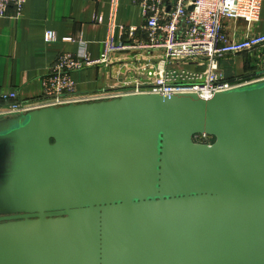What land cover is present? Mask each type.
<instances>
[{
    "label": "water",
    "instance_id": "95a60500",
    "mask_svg": "<svg viewBox=\"0 0 264 264\" xmlns=\"http://www.w3.org/2000/svg\"><path fill=\"white\" fill-rule=\"evenodd\" d=\"M0 264H264V78L0 116Z\"/></svg>",
    "mask_w": 264,
    "mask_h": 264
},
{
    "label": "built area",
    "instance_id": "2783aa9c",
    "mask_svg": "<svg viewBox=\"0 0 264 264\" xmlns=\"http://www.w3.org/2000/svg\"><path fill=\"white\" fill-rule=\"evenodd\" d=\"M26 0H0V17L19 14ZM264 0H135L142 23L120 26L110 23L105 50L99 58L86 52L60 54L42 77L40 97L24 99L18 89L0 92V116H13L49 105H62L120 97L125 94L196 93L209 99L264 78V34L234 39L227 20L260 19ZM98 20H101L99 17ZM45 39L57 41L47 30ZM259 54L260 70L254 74L226 75L220 58L228 55ZM110 67L116 80L108 88L86 95L78 91L74 72L93 67ZM117 66L128 67L123 73ZM212 136L200 134L196 141L212 143Z\"/></svg>",
    "mask_w": 264,
    "mask_h": 264
},
{
    "label": "crops",
    "instance_id": "0c3cea01",
    "mask_svg": "<svg viewBox=\"0 0 264 264\" xmlns=\"http://www.w3.org/2000/svg\"><path fill=\"white\" fill-rule=\"evenodd\" d=\"M9 14L0 17V92L16 88L24 99L41 96V79L60 54L86 52L91 58H99L110 23L117 28L142 23L141 8L135 0H26L19 14ZM226 29L238 40L249 34H264V1L258 22L227 20ZM47 30L55 31L58 40L46 41ZM258 51L264 55V48ZM258 55L223 56L220 68L228 76L254 74L260 70ZM109 68L74 72L78 91L91 95L111 86L116 80ZM117 68L125 72L124 67Z\"/></svg>",
    "mask_w": 264,
    "mask_h": 264
},
{
    "label": "rangeland",
    "instance_id": "374dc122",
    "mask_svg": "<svg viewBox=\"0 0 264 264\" xmlns=\"http://www.w3.org/2000/svg\"><path fill=\"white\" fill-rule=\"evenodd\" d=\"M125 70L127 71L128 70V67L125 68ZM14 117L17 116V115H13ZM3 117V116H2ZM7 117H11V116H7Z\"/></svg>",
    "mask_w": 264,
    "mask_h": 264
},
{
    "label": "trees",
    "instance_id": "16d2710c",
    "mask_svg": "<svg viewBox=\"0 0 264 264\" xmlns=\"http://www.w3.org/2000/svg\"><path fill=\"white\" fill-rule=\"evenodd\" d=\"M212 138V141H214V137H211Z\"/></svg>",
    "mask_w": 264,
    "mask_h": 264
}]
</instances>
